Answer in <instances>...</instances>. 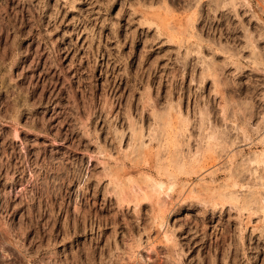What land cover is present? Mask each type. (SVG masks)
<instances>
[{"label": "rangeland", "instance_id": "1", "mask_svg": "<svg viewBox=\"0 0 264 264\" xmlns=\"http://www.w3.org/2000/svg\"><path fill=\"white\" fill-rule=\"evenodd\" d=\"M0 264H264V0H0Z\"/></svg>", "mask_w": 264, "mask_h": 264}]
</instances>
